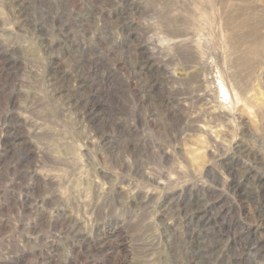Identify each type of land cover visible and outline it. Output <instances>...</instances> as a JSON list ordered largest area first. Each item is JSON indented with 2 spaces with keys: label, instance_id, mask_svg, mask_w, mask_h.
<instances>
[{
  "label": "rangeland",
  "instance_id": "rangeland-1",
  "mask_svg": "<svg viewBox=\"0 0 264 264\" xmlns=\"http://www.w3.org/2000/svg\"><path fill=\"white\" fill-rule=\"evenodd\" d=\"M264 0H0V264H264Z\"/></svg>",
  "mask_w": 264,
  "mask_h": 264
},
{
  "label": "bare ground",
  "instance_id": "bare-ground-1",
  "mask_svg": "<svg viewBox=\"0 0 264 264\" xmlns=\"http://www.w3.org/2000/svg\"><path fill=\"white\" fill-rule=\"evenodd\" d=\"M260 197H261V199H264V192L261 193Z\"/></svg>",
  "mask_w": 264,
  "mask_h": 264
}]
</instances>
